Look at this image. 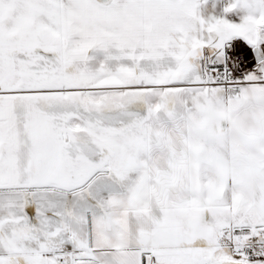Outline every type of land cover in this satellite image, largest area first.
<instances>
[{
	"label": "snow or ice",
	"instance_id": "6c2138e0",
	"mask_svg": "<svg viewBox=\"0 0 264 264\" xmlns=\"http://www.w3.org/2000/svg\"><path fill=\"white\" fill-rule=\"evenodd\" d=\"M0 264H264V0H0Z\"/></svg>",
	"mask_w": 264,
	"mask_h": 264
}]
</instances>
